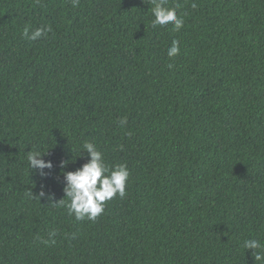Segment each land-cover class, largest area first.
Returning <instances> with one entry per match:
<instances>
[{"label": "trees", "instance_id": "obj_1", "mask_svg": "<svg viewBox=\"0 0 264 264\" xmlns=\"http://www.w3.org/2000/svg\"><path fill=\"white\" fill-rule=\"evenodd\" d=\"M177 5L179 31L151 27L149 0H0V264H257L243 242L264 243V0ZM86 141L129 177L76 220L62 173Z\"/></svg>", "mask_w": 264, "mask_h": 264}, {"label": "clouds", "instance_id": "obj_2", "mask_svg": "<svg viewBox=\"0 0 264 264\" xmlns=\"http://www.w3.org/2000/svg\"><path fill=\"white\" fill-rule=\"evenodd\" d=\"M76 0H74L75 4ZM151 3V27H164L171 25L173 30L179 31L184 19L177 14V6H168V0H149ZM196 7L195 3L192 5ZM50 26H43L29 31L27 27L22 32V36L28 40H37L51 32ZM179 41L172 40L171 46L167 49V56L172 58L179 54ZM121 120V123H124ZM79 156L87 153L86 162L74 171L62 173L64 182L63 192L66 199L60 200L61 205L67 208L69 215H74L76 220H95L103 211L104 203L112 199L117 194L123 198L125 196V186L129 177V171L125 164H116L108 167L104 161L103 154L92 142H84L81 146ZM46 153L39 150L27 152L28 167L38 172L41 176H46L45 170H51L53 164L43 157ZM45 191L39 192V197H44ZM51 198V196H49ZM55 232L50 233L54 236ZM45 244L54 243V240L43 241ZM244 249L253 250L254 262L264 264V243L259 239H246L243 242Z\"/></svg>", "mask_w": 264, "mask_h": 264}]
</instances>
